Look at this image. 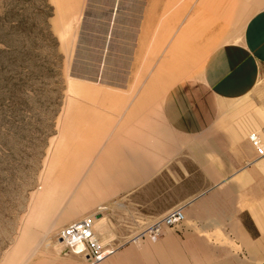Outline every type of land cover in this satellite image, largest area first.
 I'll return each instance as SVG.
<instances>
[{
  "label": "crops",
  "instance_id": "0c3cea01",
  "mask_svg": "<svg viewBox=\"0 0 264 264\" xmlns=\"http://www.w3.org/2000/svg\"><path fill=\"white\" fill-rule=\"evenodd\" d=\"M47 2L70 45L48 172L64 177L32 210L48 228L25 229L7 263L83 264L59 237L70 222L93 214L113 241L182 202L202 237L223 232L264 264V154L250 139L264 147V0Z\"/></svg>",
  "mask_w": 264,
  "mask_h": 264
},
{
  "label": "rangeland",
  "instance_id": "374dc122",
  "mask_svg": "<svg viewBox=\"0 0 264 264\" xmlns=\"http://www.w3.org/2000/svg\"><path fill=\"white\" fill-rule=\"evenodd\" d=\"M51 11L47 0H0V264L14 257L25 229L46 231L49 224L29 221L32 210L47 183L63 182L48 172L64 92L71 90L70 45L52 28ZM142 220L124 237L105 241L117 249L97 264H255L239 240L223 232L202 237L208 233L186 220L156 241L128 240Z\"/></svg>",
  "mask_w": 264,
  "mask_h": 264
},
{
  "label": "built area",
  "instance_id": "2783aa9c",
  "mask_svg": "<svg viewBox=\"0 0 264 264\" xmlns=\"http://www.w3.org/2000/svg\"><path fill=\"white\" fill-rule=\"evenodd\" d=\"M250 139L257 145L258 152L264 154V147L260 144L258 133L252 132ZM185 217V203H177L165 212L155 215L150 219L144 218L126 237L128 240L141 241L150 239L156 241L162 235L165 228L181 224L185 220ZM59 237L69 250L87 255V259L83 264H97L117 249V246L108 247L100 238L96 231L93 214L82 216L64 226L60 230Z\"/></svg>",
  "mask_w": 264,
  "mask_h": 264
}]
</instances>
